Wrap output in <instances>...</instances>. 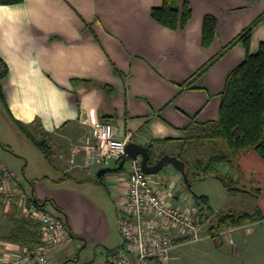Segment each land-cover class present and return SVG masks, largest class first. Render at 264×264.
Returning <instances> with one entry per match:
<instances>
[{"label": "crops", "instance_id": "obj_1", "mask_svg": "<svg viewBox=\"0 0 264 264\" xmlns=\"http://www.w3.org/2000/svg\"><path fill=\"white\" fill-rule=\"evenodd\" d=\"M188 2L191 18L176 29L153 17L164 0L0 4V58L8 66L1 81L7 131L0 129V162L13 169L15 186L34 199L50 200L67 217L72 240L57 249L54 264H78L83 257L82 264H98L124 243L117 208L124 193L122 172L98 178L105 166L95 154L98 121H110L120 136L131 135L130 140L149 146L156 159L165 153L183 156L188 137L200 134L203 123L219 119L228 75L245 60V44L237 42L196 75L264 13V0ZM207 16L217 21L209 46L203 44ZM262 42L264 21L253 30L250 52H258ZM27 132L51 147L50 158L43 153L42 172L30 168ZM238 164L236 169L227 163L223 172L232 174L237 192L249 197L235 213L260 211L264 216V159L252 150ZM20 216L0 199V258L27 246L13 239L14 219ZM262 223L244 228L247 235L239 230L228 240L205 239L202 248L216 255L214 264H228L249 250L251 226ZM177 249L174 261L183 264Z\"/></svg>", "mask_w": 264, "mask_h": 264}, {"label": "built area", "instance_id": "obj_2", "mask_svg": "<svg viewBox=\"0 0 264 264\" xmlns=\"http://www.w3.org/2000/svg\"><path fill=\"white\" fill-rule=\"evenodd\" d=\"M131 135L120 136L110 121L95 124V154L99 163L117 165L126 155ZM122 172L123 196L117 199L118 225L122 246L107 253L98 264H176L174 251L183 245L223 236L250 226L247 223L210 232L211 216L191 198L181 196L170 179L167 188L147 174L141 158L127 157ZM16 176L6 162H0V199L8 210L40 223L41 241L25 246L12 257L0 258V264H54V254L72 240L67 217L54 205L39 204L28 192L15 186ZM255 223V222H254Z\"/></svg>", "mask_w": 264, "mask_h": 264}, {"label": "trees", "instance_id": "obj_3", "mask_svg": "<svg viewBox=\"0 0 264 264\" xmlns=\"http://www.w3.org/2000/svg\"><path fill=\"white\" fill-rule=\"evenodd\" d=\"M24 0H0V4L9 5L21 3ZM181 0H164V4L153 9V17L161 24L176 29L183 27L191 18L192 9L188 0L180 7ZM264 21V13L248 26L236 39L211 60H209L197 73L200 76L217 62L237 42H243L247 49L245 60L236 66L228 75L225 89L222 93V103L218 120L203 123L200 134L188 137L185 142L201 140L203 142H222L224 147L210 156L206 161L199 160L195 163L194 171L191 167L187 170L189 182L193 179L205 178L206 174L215 169L220 163H228L233 168L239 169L240 156L249 151H256L264 159V42L261 43L258 52L251 53L250 45L255 27ZM217 21L213 16H207L203 32V44L209 46L216 36ZM8 74V66L0 58V97L4 98L1 81ZM195 78V77H194ZM27 135L37 147L50 158L52 150L46 140H39L30 132ZM180 158L183 156L180 155ZM183 159V158H182ZM184 160V159H183ZM120 171V170H119ZM104 174L101 177L102 178ZM229 190H239L237 186L232 188L237 181L230 173L221 176ZM191 186V185H190ZM46 205L49 200L39 201ZM195 204L200 206V201L207 204L205 195L194 196ZM209 208V207H208ZM205 212V211H204ZM264 220L260 211L255 213H226L218 217L215 226L209 231H222L231 226H240ZM13 239L27 246H35L41 241L40 223L24 216L15 217ZM122 246V245H121ZM114 250V249H113Z\"/></svg>", "mask_w": 264, "mask_h": 264}, {"label": "rangeland", "instance_id": "obj_4", "mask_svg": "<svg viewBox=\"0 0 264 264\" xmlns=\"http://www.w3.org/2000/svg\"><path fill=\"white\" fill-rule=\"evenodd\" d=\"M2 105L3 104L0 98V129L3 131V133H6L7 122L3 117L4 109ZM9 133L11 134V136L13 135V133ZM31 143L32 144L30 147V144H28L27 146V149L30 152V154L28 155L31 160L30 168L42 172L44 168L42 159H44V157L46 156L37 147L36 144H33L32 141ZM184 146L185 152L182 153L183 157L185 158V160H187L189 166L191 167V171H194V165L197 161H206L210 156L224 147V144L222 142H203L201 140H195L193 142H185ZM226 164V162L218 164L215 169L210 170L206 174L205 178L193 179L191 186H185L182 173L172 165L165 167L160 173L151 175V177L155 180H159L165 188H167L168 181L170 179H173L174 187L177 188L178 191L180 190L179 193L181 194V196L191 198V202H195V195H198V197L201 195L207 196L208 203L205 204L200 201V206H206L207 208L204 209L212 217L211 221L206 226V228L209 230L212 226L216 225L218 217L220 215L230 212H239V210H242V207L246 203L245 201L249 199L248 196H245L243 193L237 192V190L235 189L229 190V187L221 178V176L224 175L223 172L226 170ZM50 169L53 170L55 168L51 166ZM20 173H22V171H20ZM22 182L28 188H30V184L28 180L24 178V175ZM232 186V188H234V186H237V183L235 185L233 184ZM251 228L252 231L255 230V232H253V234L251 235H248V241L251 240V245L248 248L249 250H242L241 254L234 256L232 260L228 262V264H264V223L255 224L253 227L251 226ZM239 233L247 235V229H241ZM226 239L228 240V238ZM203 243L204 242L200 241L180 246L177 249V252L183 255V258L180 259V262H182L183 264H214V258H216V255L213 254L210 250L203 249ZM214 251L215 250H213V252ZM79 254L80 251L78 250L75 254V257ZM79 262L80 263L78 264H82L81 262H84V257ZM174 262L176 263L177 260H175Z\"/></svg>", "mask_w": 264, "mask_h": 264}, {"label": "water", "instance_id": "obj_5", "mask_svg": "<svg viewBox=\"0 0 264 264\" xmlns=\"http://www.w3.org/2000/svg\"><path fill=\"white\" fill-rule=\"evenodd\" d=\"M127 157L131 158H141L142 166L144 171L147 174H158L160 173L165 167L172 165L177 170L181 171L184 179V183L187 186H190L191 183L189 182V177L187 173V163L185 160L180 158L177 155H172L169 153H165L160 157L154 159L153 150L149 146L142 145L137 143L136 141L130 140L126 145V155L117 165H107L100 169L98 175L101 176L104 173L111 172V171H119Z\"/></svg>", "mask_w": 264, "mask_h": 264}]
</instances>
